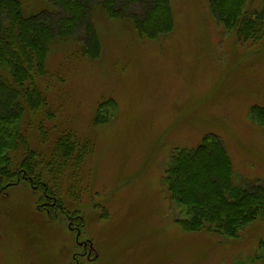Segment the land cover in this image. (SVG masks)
Instances as JSON below:
<instances>
[{
  "label": "rangeland",
  "instance_id": "rangeland-1",
  "mask_svg": "<svg viewBox=\"0 0 264 264\" xmlns=\"http://www.w3.org/2000/svg\"><path fill=\"white\" fill-rule=\"evenodd\" d=\"M20 1L53 26L72 14L54 0ZM88 2L73 37L52 45L40 82L48 104L27 127L40 161L67 133L84 158L39 165L41 183L0 185V264H264V218L238 237L191 231L164 183L177 150L217 136L234 182L264 185V128L252 115L264 107V36L227 30L210 0H169L173 29L152 38L131 20L150 0L122 1L124 18ZM263 8L245 0L249 12Z\"/></svg>",
  "mask_w": 264,
  "mask_h": 264
},
{
  "label": "trees",
  "instance_id": "trees-1",
  "mask_svg": "<svg viewBox=\"0 0 264 264\" xmlns=\"http://www.w3.org/2000/svg\"><path fill=\"white\" fill-rule=\"evenodd\" d=\"M101 1L110 17L124 18L119 13L126 7L118 4L135 0ZM150 3L143 19H131L138 32L150 38L170 33L173 18L169 0ZM54 4L72 13L60 19L57 26L41 13L28 15L20 0H0V185L7 187L19 184L21 175L30 183H41L44 173L38 166L43 163L45 167L56 164L64 168L70 162L77 166L84 158L83 150L77 153L74 135L67 133L56 142L49 162L40 161L27 135L31 115L48 104L40 82L46 75L52 45L59 38L73 37L85 10L91 8L88 0H54ZM210 4L217 20L239 38L258 40L264 36V8L249 12L245 0H210ZM96 39L90 33L88 44L94 47ZM85 52L95 56L96 51L86 48ZM103 107L98 123L104 121ZM252 115L264 128V107H254ZM164 183L169 196L187 209L190 219L184 225L191 231L205 229L238 237L264 218V185L234 182L230 156L217 136L205 138L197 148L177 150ZM44 187L49 190L46 184ZM260 246L264 250V239Z\"/></svg>",
  "mask_w": 264,
  "mask_h": 264
},
{
  "label": "flooded vegetation",
  "instance_id": "flooded-vegetation-1",
  "mask_svg": "<svg viewBox=\"0 0 264 264\" xmlns=\"http://www.w3.org/2000/svg\"><path fill=\"white\" fill-rule=\"evenodd\" d=\"M81 244V243H80ZM82 245V247L85 249V250H87L88 249V245L87 244H81ZM88 253H89V251H88ZM83 254H85V253H83ZM89 258V257H88Z\"/></svg>",
  "mask_w": 264,
  "mask_h": 264
}]
</instances>
